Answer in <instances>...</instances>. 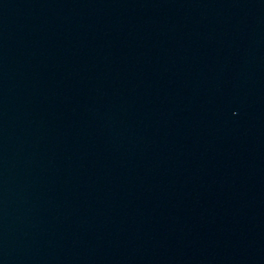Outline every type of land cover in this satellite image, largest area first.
<instances>
[{
    "label": "water",
    "instance_id": "obj_1",
    "mask_svg": "<svg viewBox=\"0 0 264 264\" xmlns=\"http://www.w3.org/2000/svg\"><path fill=\"white\" fill-rule=\"evenodd\" d=\"M166 0H0V264H116Z\"/></svg>",
    "mask_w": 264,
    "mask_h": 264
}]
</instances>
